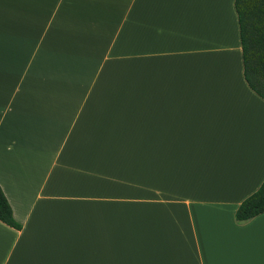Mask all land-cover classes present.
<instances>
[{"label": "crops", "instance_id": "1", "mask_svg": "<svg viewBox=\"0 0 264 264\" xmlns=\"http://www.w3.org/2000/svg\"><path fill=\"white\" fill-rule=\"evenodd\" d=\"M263 180L234 0H0V264H264Z\"/></svg>", "mask_w": 264, "mask_h": 264}, {"label": "trees", "instance_id": "2", "mask_svg": "<svg viewBox=\"0 0 264 264\" xmlns=\"http://www.w3.org/2000/svg\"><path fill=\"white\" fill-rule=\"evenodd\" d=\"M237 14L246 83L264 99V0H234ZM264 213V180L253 194L241 202L235 212V220L244 222ZM0 222L20 230L12 209L0 188Z\"/></svg>", "mask_w": 264, "mask_h": 264}]
</instances>
